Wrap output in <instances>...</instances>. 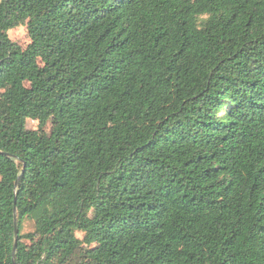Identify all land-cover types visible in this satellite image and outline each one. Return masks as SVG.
Returning a JSON list of instances; mask_svg holds the SVG:
<instances>
[{
    "label": "trees",
    "instance_id": "obj_1",
    "mask_svg": "<svg viewBox=\"0 0 264 264\" xmlns=\"http://www.w3.org/2000/svg\"><path fill=\"white\" fill-rule=\"evenodd\" d=\"M0 264H264V0H0Z\"/></svg>",
    "mask_w": 264,
    "mask_h": 264
},
{
    "label": "rangeland",
    "instance_id": "obj_2",
    "mask_svg": "<svg viewBox=\"0 0 264 264\" xmlns=\"http://www.w3.org/2000/svg\"><path fill=\"white\" fill-rule=\"evenodd\" d=\"M8 34L12 40L17 42L22 47H25L30 40L25 26H19L15 29H12L8 32ZM26 125L28 128L34 129L37 125V122L35 120H32L31 118H27ZM50 128H51V124L48 123L45 127V131L49 132ZM31 227H32L31 222L26 223V227H25L26 230L31 229ZM82 235L83 234L81 232H77L78 237H82Z\"/></svg>",
    "mask_w": 264,
    "mask_h": 264
},
{
    "label": "water",
    "instance_id": "obj_3",
    "mask_svg": "<svg viewBox=\"0 0 264 264\" xmlns=\"http://www.w3.org/2000/svg\"><path fill=\"white\" fill-rule=\"evenodd\" d=\"M18 181H19V178H17L15 180V187L17 186L18 184ZM14 227H15V237H14V242H13V248H12V256L14 257L15 255V251H16V247H17V233H18V230H17V227H16V221L14 220Z\"/></svg>",
    "mask_w": 264,
    "mask_h": 264
}]
</instances>
